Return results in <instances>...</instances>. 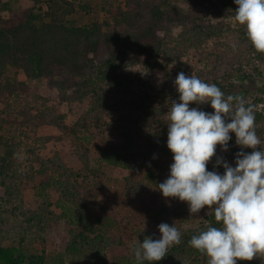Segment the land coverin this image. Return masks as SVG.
Instances as JSON below:
<instances>
[{
    "label": "trees",
    "instance_id": "16d2710c",
    "mask_svg": "<svg viewBox=\"0 0 264 264\" xmlns=\"http://www.w3.org/2000/svg\"><path fill=\"white\" fill-rule=\"evenodd\" d=\"M30 1L33 6L27 8L25 16L11 24L7 15L16 11L19 0H0V103H5L0 108V220L6 216L23 220L26 229L14 246L0 245V264H48L46 253L37 252L33 242L48 230L56 211L49 204L37 210L24 206L25 185L43 176L48 181L40 188L60 194L55 210L75 227L60 256L61 264H65L66 256L76 264L101 263L106 248L112 245L110 233L119 223L108 215L94 218L85 205L88 194L95 199L102 177L101 171L91 167L90 146L97 134H107L112 139L105 151L107 160L127 164L133 171L146 170L148 182L139 181L135 175L126 179L127 198H141L144 187L157 179L160 170L150 155H173L167 147L166 114L172 101L179 102V93H174L172 86L180 72L194 74L215 84L226 97L242 96L252 105L256 132L262 141L259 147L264 148V86L259 85L264 81V53L253 47L245 26L238 24V38L247 45V51L235 65H228L229 72L216 76L226 63L222 53L216 49L215 56L212 49L234 27V0H123L117 3L116 13L110 8L103 20L84 26L70 19L78 0ZM193 51L198 55L195 65L190 61ZM213 60L218 67L211 66ZM137 66L169 75L162 93L131 72ZM45 81L56 92L58 103L52 104L49 97L35 90V85ZM84 104L77 122L68 125L59 107ZM189 107L214 112L210 103ZM41 124L71 139L84 174L74 172L58 154L43 157L51 137L39 135ZM230 136V154H217L208 163V171L223 175L224 168L215 167L217 158L235 167L238 152L252 151L238 146L234 133ZM209 225L222 226L212 210L198 228L184 232L181 243L171 246L156 264H208L209 257L189 241ZM146 236L160 238L158 233L143 232L141 243ZM237 264H264V254Z\"/></svg>",
    "mask_w": 264,
    "mask_h": 264
},
{
    "label": "clouds",
    "instance_id": "9594fccd",
    "mask_svg": "<svg viewBox=\"0 0 264 264\" xmlns=\"http://www.w3.org/2000/svg\"><path fill=\"white\" fill-rule=\"evenodd\" d=\"M234 2L237 7L231 19L246 27L253 47L264 53V0ZM175 87L179 102L172 101L166 114L167 147L174 162L158 189L165 198L187 202L191 214L205 207L213 211L215 221L222 226L209 225L189 241L209 257L208 264L252 261L264 254V148L259 147L262 141L256 132L254 107L242 96L226 97L215 84L194 74L178 73ZM193 103H210L214 112L190 108ZM230 133L235 134L238 146L252 151L238 152L235 167L217 158L215 167L222 166L223 175L208 171L217 146L224 152L229 150ZM175 223H161L159 239L146 236L134 249L135 259L156 264L171 246L180 244L182 234Z\"/></svg>",
    "mask_w": 264,
    "mask_h": 264
},
{
    "label": "rangeland",
    "instance_id": "374dc122",
    "mask_svg": "<svg viewBox=\"0 0 264 264\" xmlns=\"http://www.w3.org/2000/svg\"><path fill=\"white\" fill-rule=\"evenodd\" d=\"M122 1L78 0L77 11L70 19L72 23L78 26H84L97 20L101 21L107 16V11L110 8H114L113 12L116 13L117 3ZM31 6H33V3L30 0H19V4L17 5L18 11L16 9L15 12L13 11L7 15L8 23H16L18 19L25 16L27 8ZM43 6L44 8L46 7L44 3ZM232 27V30L225 34L220 41H217L214 44L215 48L213 47L212 49L215 56L217 53L216 49L219 53H222V56H224L223 62L226 63L221 66V73L217 74V77L229 72V66L235 65V62L239 61L241 55L247 51V45L238 38V23L233 22ZM192 53L190 61L195 65L198 62V55H194V51ZM211 63V66L216 65L218 67V64L214 60ZM197 67L202 68V66H196L195 68ZM131 72L138 73L142 82L148 83L159 93H162L167 86L169 75L160 69L145 71L141 66H137ZM9 74L11 76L14 75V71L10 70ZM23 78V76L20 77V79ZM214 78L215 76H213ZM259 85L264 86V81H261ZM34 87L37 92L45 97H49L52 104L58 103L59 99L56 92L46 86V81L44 84L35 85ZM172 90L174 93L178 92L175 85L172 86ZM3 104L5 103H0L1 109H3ZM85 108V104L74 105L72 107L60 106L59 111L61 114L66 115V123L68 125H74ZM38 133L44 137H51L50 142L47 143L45 149L42 151L43 157L52 158L58 154L74 172L85 173V171L83 172V162L69 137L63 135L57 129L42 124L39 127ZM111 140L107 134H97L96 141L90 146L89 157L91 167L101 171L102 177L101 188L96 189L95 199H92L88 194L85 205L94 218L108 215L119 223L118 229L116 228L110 233L112 245L106 248L104 258H102L100 264L138 263L139 261L135 259V255L132 253L135 247L141 243L140 237L143 232L152 235L153 233H158L161 237L158 226L161 223L171 225L173 222H176L175 226L183 234L189 228H198L211 210L205 207L198 214H191L187 202H181L178 198H165L163 196L162 192L158 189V184L169 177L170 166L174 160L173 155L167 157L160 153H152L149 157L151 162L160 167L157 179L147 183V186L142 191L141 198H127L126 179L135 175L139 181L148 182L146 170L136 169V171H133L127 164L124 165L114 160H107L105 151H107ZM217 154L227 156L230 154V151L224 152L220 146H217ZM47 181L48 177L43 176L38 177L36 182L25 185L24 206L29 210H37L49 204L51 205V209L56 211L57 217L49 223L48 230L35 239L33 247L37 252L46 253L48 264H61L60 256L64 254L70 240V234H72L75 227L64 218H61L60 211L55 210L54 205L59 199L60 194L50 189L44 192L40 188L41 184ZM164 207H166L167 213L162 214ZM25 231L23 220L10 216L3 217L0 220V245L6 247L14 246ZM65 264H76V261L66 256ZM82 264L89 263L84 262Z\"/></svg>",
    "mask_w": 264,
    "mask_h": 264
}]
</instances>
